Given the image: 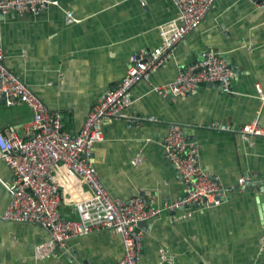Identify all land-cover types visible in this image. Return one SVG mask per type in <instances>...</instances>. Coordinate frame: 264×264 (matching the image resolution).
<instances>
[{"label": "crops", "instance_id": "0c3cea01", "mask_svg": "<svg viewBox=\"0 0 264 264\" xmlns=\"http://www.w3.org/2000/svg\"><path fill=\"white\" fill-rule=\"evenodd\" d=\"M56 1L60 7L39 15L3 18L1 38L7 67L51 112L62 115L67 131L76 133L105 93L125 77L131 57L162 44L158 27L175 19L177 11L171 0ZM67 12L80 22L68 23ZM206 49L234 67L232 93L205 84L185 99L153 92L175 80L182 68L197 64ZM257 85L264 93V13L252 0H217L174 57L133 88L130 115L155 116L157 122L122 120L103 127L105 141L95 146L93 163L106 189L123 200L139 196L153 208L184 195L182 178L162 147L170 123L185 128L187 138L199 146L202 167L227 189L239 187L242 177L248 185L264 181V138L202 128L217 123L239 129L255 119L264 128ZM29 122L26 107L0 106L3 134L15 132L27 139ZM138 157L142 162L133 165ZM14 182L0 161V264H116L123 256L121 237L102 231L35 262V249L49 239L46 231L2 219L11 200L6 186ZM182 213H166L150 223L140 264H161L162 250L175 254L177 264H264V194L257 187L253 192L233 189L224 203L190 219H182ZM62 214L77 219L70 208Z\"/></svg>", "mask_w": 264, "mask_h": 264}, {"label": "built area", "instance_id": "2783aa9c", "mask_svg": "<svg viewBox=\"0 0 264 264\" xmlns=\"http://www.w3.org/2000/svg\"><path fill=\"white\" fill-rule=\"evenodd\" d=\"M177 15L172 21L158 27L162 44L152 50H143L130 59V67L118 85L108 90L92 109L83 127L76 133L65 129L63 117L51 112L25 82L6 65V53L0 30V106L9 110L24 106L30 113L31 135L23 139L15 132L0 131V161L15 177L6 186L11 195L2 216L4 222L32 224L43 228L49 235L47 242L35 249V262H44L64 250L78 238L110 231L122 239L124 253L116 264H140L144 237L147 230L139 224L150 225L166 213L181 214L190 219L204 208L219 206L227 200L229 189L216 175L200 164L197 142L187 138L185 128L170 123L162 143L167 158L175 166L184 184V195L163 207H150L145 199L134 197L123 200L111 195L104 186L93 163V150L105 141L103 127L112 121L128 120L157 122L155 116L133 117L129 109L134 104L135 85L150 76L174 57L178 47L197 30L213 10L217 0H171ZM264 13V0H252ZM145 5V4H143ZM60 7L56 0H0V24L8 15L19 17L39 15ZM68 23L80 22L67 12ZM236 72L214 50L206 49L201 60L182 68L175 80L154 87L161 97L185 99L200 85L219 83L223 93H232ZM264 101V93L257 85ZM133 123V122H131ZM208 130L237 132L244 139L264 138V128L255 119L239 129L212 123ZM142 158L134 159L139 165ZM242 177L240 190L248 185ZM15 190V191H14ZM70 208L77 219L63 218L62 209ZM264 253V240L261 242ZM161 264H177L178 257L170 250L160 251ZM34 262V263H35Z\"/></svg>", "mask_w": 264, "mask_h": 264}, {"label": "water", "instance_id": "95a60500", "mask_svg": "<svg viewBox=\"0 0 264 264\" xmlns=\"http://www.w3.org/2000/svg\"><path fill=\"white\" fill-rule=\"evenodd\" d=\"M230 66H232L231 65V63L229 64ZM232 68H234V67H232ZM236 68V67H235ZM234 70V69H233ZM236 72V71H235ZM237 74V73H236ZM212 85H214V86H217V87H219V83H214V84H212ZM16 180V179H15ZM255 187H257V191L259 192V193H263L264 194V181L262 180V181H259V182H257V183H254V184H249L248 186H246L244 189L242 188V190H245L246 192H249V191H251V192H253L254 191V189H255ZM233 189H235L236 191L237 190H239V187H237V188H233ZM233 189H229V191H231V190H233ZM15 191V190H14ZM139 227L141 228V229H143V230H148V227H149V225L148 224H146V223H141V224H139Z\"/></svg>", "mask_w": 264, "mask_h": 264}]
</instances>
